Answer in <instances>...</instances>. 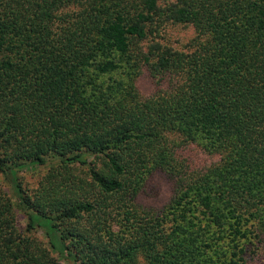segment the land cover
<instances>
[{
  "label": "trees",
  "instance_id": "1",
  "mask_svg": "<svg viewBox=\"0 0 264 264\" xmlns=\"http://www.w3.org/2000/svg\"><path fill=\"white\" fill-rule=\"evenodd\" d=\"M169 22L193 26L183 50L155 40ZM190 142L218 161L188 172ZM157 170L160 210L137 201ZM0 173V264H57L37 228L77 264H244L264 232V0H0Z\"/></svg>",
  "mask_w": 264,
  "mask_h": 264
},
{
  "label": "rangeland",
  "instance_id": "2",
  "mask_svg": "<svg viewBox=\"0 0 264 264\" xmlns=\"http://www.w3.org/2000/svg\"><path fill=\"white\" fill-rule=\"evenodd\" d=\"M194 34L195 31L192 25L169 22L161 28L155 40L160 41L162 44L183 50ZM149 42H152V40ZM159 85L161 87L167 86V82L161 81ZM136 87L142 95L148 96L154 93L158 86L150 77L146 68H143L136 79ZM178 157L185 168L188 169V172L193 171L194 168L202 169L206 165L218 161L219 158L217 154L206 152L200 145L194 142L182 145V147L179 148ZM52 162L54 161H48L46 164L41 165H32L19 171L18 175L23 185L35 187L37 182L43 178ZM0 188L10 197L12 202L16 200L11 185L2 173H0ZM174 188L175 183L173 176L163 170H157L147 179L143 190L137 196V201L146 208L160 210L172 197ZM14 214L16 228L23 229L26 223L25 215L18 208H15ZM22 235L29 236L40 246L46 248L47 254L44 258L46 262H48L47 258H51L57 264H77L73 259L62 258L56 250H49L47 248L49 247L48 237L43 232L42 228H37L33 232L26 231L22 233ZM254 236L255 237L251 239L252 241L245 240V243L250 242V252L247 254L244 264H264V232L262 231L260 234Z\"/></svg>",
  "mask_w": 264,
  "mask_h": 264
}]
</instances>
